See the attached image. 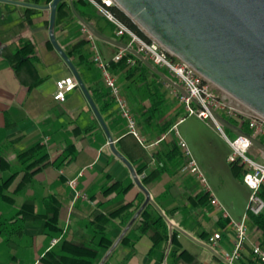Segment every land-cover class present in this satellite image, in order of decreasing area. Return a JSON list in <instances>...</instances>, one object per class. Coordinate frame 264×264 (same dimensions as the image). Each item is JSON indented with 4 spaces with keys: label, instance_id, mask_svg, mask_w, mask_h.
I'll use <instances>...</instances> for the list:
<instances>
[{
    "label": "crops",
    "instance_id": "obj_1",
    "mask_svg": "<svg viewBox=\"0 0 264 264\" xmlns=\"http://www.w3.org/2000/svg\"><path fill=\"white\" fill-rule=\"evenodd\" d=\"M50 17L45 0H0V264H61L63 249L80 253L101 250L94 263L101 264L146 195L113 153L83 91L77 87L65 102L54 100L57 81L74 76L50 41ZM87 18L93 27L105 32L103 37L120 42L122 37L105 22L93 19L89 12ZM55 34L105 121L116 150L132 164L142 184L149 176L155 177L143 184L151 195L148 205L165 217L168 234H177L180 252L189 256L178 263L168 260L171 245H154L149 235L140 234L139 216L125 235L129 240H121L104 264H226L223 256L233 249L235 232L213 202L228 208L230 219L241 222L251 190L232 173L233 193L224 196L221 190L204 187L195 175L184 172L188 157L173 131L178 124L180 136L188 149L191 147L192 159L209 174L210 161L204 156L210 153H205L208 146L203 142L200 151L190 128L200 127L221 142L215 127L199 118L190 124L192 118L186 117L180 123L186 116L180 100L183 93L163 75L174 83L176 80L151 62L158 73L135 61L127 68H115L114 73L137 122L141 143L129 134L116 105L106 107L111 100L108 89L100 69L91 63L93 47L109 64L123 49L93 37L72 7L61 11ZM81 41L88 42L83 49L86 58L72 53ZM24 43L32 44L34 53L27 60H16L13 54ZM35 145L43 146L48 157L27 179L26 165L19 156ZM216 148L225 162L226 151L221 154ZM74 179L75 189L69 185ZM54 218L58 231L52 230ZM246 224L248 243L235 264H260L252 247L264 249L263 233L249 218ZM216 232L223 237L220 246L212 248L208 239ZM53 240L58 243L53 245ZM110 241L112 246L106 250Z\"/></svg>",
    "mask_w": 264,
    "mask_h": 264
},
{
    "label": "water",
    "instance_id": "obj_2",
    "mask_svg": "<svg viewBox=\"0 0 264 264\" xmlns=\"http://www.w3.org/2000/svg\"><path fill=\"white\" fill-rule=\"evenodd\" d=\"M73 0H53L49 37L52 45L70 68L104 129L110 148L130 170L134 182L146 200L120 238L106 254L113 253L120 241L149 203L150 192L143 186L132 164L120 154L78 70L57 42L55 28L59 5ZM116 8L127 15L148 38L156 40L168 52L194 68L205 80L253 112L264 117V0H114ZM93 37L123 49L153 71L156 68L133 48L103 37L77 16ZM163 77L183 94V87ZM218 122L236 135L248 137L264 154V144L241 132L216 114Z\"/></svg>",
    "mask_w": 264,
    "mask_h": 264
},
{
    "label": "built area",
    "instance_id": "obj_3",
    "mask_svg": "<svg viewBox=\"0 0 264 264\" xmlns=\"http://www.w3.org/2000/svg\"><path fill=\"white\" fill-rule=\"evenodd\" d=\"M84 1L90 3L101 17L117 27V36H129V47L136 50L153 65L168 71L176 82L186 91V94H183L180 97V100L186 108L188 117L196 116L207 124L215 127L232 150V153L228 158V163H235L239 161L244 166L245 174L243 176V183L251 190L252 194L250 196L246 215L243 220L241 222L233 221L230 219L223 206L216 201L213 202L217 208L222 211L223 217L227 220L229 226L235 232L233 249L230 252L224 253L223 256L226 264H235L241 259L244 248L248 243L249 236L246 222L249 214L259 215L264 212V200L259 195L262 187L264 186V158L262 160H258L256 157L252 158L249 156L254 146L248 137L237 135L234 140H230L224 132L223 126L218 122L216 114H225L229 118H237L241 119L243 122H248L249 128L252 131V135L250 137L255 139L264 138V117L255 112H251L252 114L248 115L244 112L238 111L231 105H228L224 99L219 98L214 93L211 86L212 84L205 80L194 68L183 60L172 55L156 40L149 38L150 41L148 42L130 30L114 14L112 10L113 8H116L114 0ZM93 50L94 61L102 73L103 82L113 97L119 109L120 115L126 121L129 134L142 143L137 122L132 115L128 102L122 94V90L118 84L116 76L111 71L110 64L103 59L96 47H93ZM125 56L126 51L121 50L114 57L113 61L119 62ZM128 62L130 65L135 64V60L132 58H129ZM77 87L78 83L72 76L57 81L54 100L60 103L65 102L68 94L73 92ZM184 120L185 118L180 119V123ZM177 126L178 124L174 126L173 131L178 136V144L180 148L183 150L185 156L188 157V163L183 168V171L195 175L203 186L207 187V182L201 170L192 159L188 146L180 136ZM69 185L71 188L75 189L77 180H71ZM222 237V234L218 232L212 234L208 239L209 245L212 248L219 247ZM57 243L58 240H53V245H56ZM252 255L260 264H264V249L262 246L254 245L252 247Z\"/></svg>",
    "mask_w": 264,
    "mask_h": 264
},
{
    "label": "trees",
    "instance_id": "obj_4",
    "mask_svg": "<svg viewBox=\"0 0 264 264\" xmlns=\"http://www.w3.org/2000/svg\"><path fill=\"white\" fill-rule=\"evenodd\" d=\"M53 2V0H45L46 5H50ZM70 3V2H69ZM67 1L62 2L57 10V17H56V24L58 22L59 15L62 12L68 10V7H72L74 10V13L84 19L89 25L93 27L89 19L87 18V12H89L93 19L95 18L98 22H105L106 26L112 31V32H117V27L109 22L108 20L104 19L103 17H99L96 13L95 8L88 2L84 0H73L72 4H69ZM86 9L87 11H84ZM116 17L123 22L130 30H132L134 33H136L139 37L146 41H150V39L145 35L139 27L133 23V21L125 15L121 10L118 8H113L112 9ZM99 34L105 35V32L103 30H99L95 27H93ZM120 42L124 45H129L130 44V38L129 36H123L120 39ZM88 44L86 41H81L78 44L74 46V51L72 53L74 55L78 54L80 58H86L85 53L83 51L85 45ZM34 53V48L33 45L30 43H24L22 48L15 52L13 57L17 60L19 59L20 61H24L29 59L31 55ZM71 54V53H70ZM132 58L134 59L140 66L148 69L150 68L145 62L140 60L139 58L133 56L130 53H127V56L122 58L119 62H114L112 61L110 63V68L112 73H114V69L119 67L118 69H124L130 66L128 59ZM148 61V60H147ZM149 62V61H148ZM92 64L96 65L94 61V57L91 61ZM133 71L134 69H130ZM102 76V73H101ZM103 80V77H102ZM108 95L110 96L111 100L108 102L106 107H111L116 105L113 97L111 96L110 92L108 91ZM117 107V105H116ZM118 108V107H117ZM155 109V107L153 108ZM119 111V109H118ZM120 114V113H119ZM220 118H222L224 121L230 123L234 127L238 128L241 132L245 133L248 136L252 135V131L249 128L248 122H243L241 119L237 118H229L225 114H218ZM121 116V115H120ZM122 117V116H121ZM188 117L186 115L184 118ZM91 129V128H90ZM89 131V130H88ZM257 140L261 141L263 144V140L261 138H257ZM48 155L46 154L44 147L41 145H35L32 147L29 151L21 154L19 156V160L23 165H26V177L29 179L30 176H33L38 170L41 169L42 163L47 159ZM231 171L235 178L241 180L243 179V176L245 174V168L244 166L239 162L235 163H229ZM155 179V177L149 176L143 181V184L145 185V182L147 180H152ZM9 182L7 181L4 183L2 188H5ZM206 196H209V192L205 193ZM260 197L264 200V186L262 187V190L260 191ZM248 218L257 226V228L262 231L263 233V238H264V212L259 214V215H252L249 214ZM54 223V224H53ZM52 223V230L58 231V227L56 224V218H54V222ZM137 230L140 232L142 235H149L153 240H154V245H158L160 242H166L171 245V249L168 255V260L169 259H174L176 263H178L181 259L184 258V256L189 257L185 251L180 252L177 243V234L174 233L173 235H169L167 231V222L165 220V217L160 215V214H155L154 211L152 210L151 206L148 205L141 213L140 215V224L137 226ZM129 240V235L125 236L122 239L121 243H125L126 241ZM112 241H110L109 246L106 245V250L110 249L112 246ZM64 255L61 256V259L63 263L61 264H94L95 261H97L99 257V252L101 250H93L94 252L91 253H80V252H75L71 250H65ZM50 256L53 253H48ZM78 258V259H75Z\"/></svg>",
    "mask_w": 264,
    "mask_h": 264
},
{
    "label": "rangeland",
    "instance_id": "obj_5",
    "mask_svg": "<svg viewBox=\"0 0 264 264\" xmlns=\"http://www.w3.org/2000/svg\"><path fill=\"white\" fill-rule=\"evenodd\" d=\"M213 88L214 93L219 97L222 98L226 101V103H228V105H231L232 107L236 108L238 111L244 112L246 114H252L251 112H253L252 110H250L249 108H247L246 106H244L243 104H241L239 101L235 100L234 98H232L231 96L227 95L225 92L221 91L220 89H218L217 87H215L213 84L211 85ZM184 113V112H183ZM240 114V113H239ZM183 115H187L186 111ZM187 118H192L189 122L191 124V122H193V119H197L196 116H191V117H187ZM208 126H211L209 124H207ZM212 127V126H211ZM181 128H178L179 131H181ZM198 129H201L200 132H198ZM200 127H192L190 128V132L191 133H195L191 136V138L193 139V141L195 142V145L200 148V151L203 150V142H205V144L208 146L205 150V153L209 152V154H205V157H208V161H210V168H208L209 174L203 170H201L206 182H207V187L212 188V187H216L219 190H221V193L224 196H230L233 193V187L232 184L234 181L233 179V175H232V171L231 168L229 167V163H228V158L232 153V150L230 149L229 145L226 143V141L223 139V137L221 136V134L218 132V135L221 137V142L217 141V140H213L210 137V133L206 130H204ZM224 132L227 134V136L229 137L230 140H234L237 135L235 133H233L232 131L228 130L227 128L223 127ZM198 134H201L200 136ZM264 142V138H261ZM213 141V142H212ZM189 145V144H188ZM194 145V144H193ZM218 147L221 151V154H223V152L226 151L227 156H226V160L225 162L223 160L220 159L221 155L219 154V150H216L217 148L214 146ZM216 148V149H215ZM191 149L190 145H189V150ZM257 148L253 147L249 156L252 158L258 159V160H262L264 158V156L261 157V153L259 151H256ZM204 156L202 155V158H204ZM220 156V157H219ZM252 192L250 191V196H251ZM250 200V198H249ZM248 200V203H249ZM248 206V205H247ZM227 211H229L228 208H225ZM247 210V208H246Z\"/></svg>",
    "mask_w": 264,
    "mask_h": 264
}]
</instances>
